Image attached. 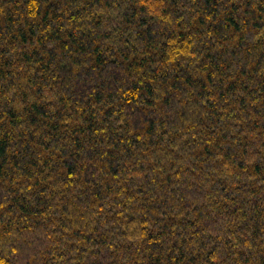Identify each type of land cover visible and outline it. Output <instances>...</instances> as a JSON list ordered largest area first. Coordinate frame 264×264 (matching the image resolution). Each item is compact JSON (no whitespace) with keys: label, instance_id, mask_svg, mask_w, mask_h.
<instances>
[{"label":"trees","instance_id":"obj_1","mask_svg":"<svg viewBox=\"0 0 264 264\" xmlns=\"http://www.w3.org/2000/svg\"><path fill=\"white\" fill-rule=\"evenodd\" d=\"M0 264H264V0H0Z\"/></svg>","mask_w":264,"mask_h":264}]
</instances>
